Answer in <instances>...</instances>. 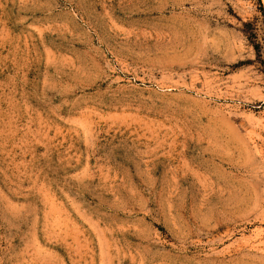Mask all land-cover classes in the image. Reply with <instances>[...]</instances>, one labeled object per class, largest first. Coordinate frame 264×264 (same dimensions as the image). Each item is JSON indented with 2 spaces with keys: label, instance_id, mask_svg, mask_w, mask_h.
Masks as SVG:
<instances>
[{
  "label": "rangeland",
  "instance_id": "rangeland-1",
  "mask_svg": "<svg viewBox=\"0 0 264 264\" xmlns=\"http://www.w3.org/2000/svg\"><path fill=\"white\" fill-rule=\"evenodd\" d=\"M0 264H264V0H0Z\"/></svg>",
  "mask_w": 264,
  "mask_h": 264
}]
</instances>
